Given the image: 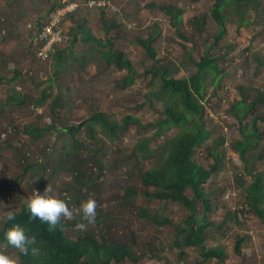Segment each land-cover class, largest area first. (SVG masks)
<instances>
[{
	"label": "trees",
	"instance_id": "1",
	"mask_svg": "<svg viewBox=\"0 0 264 264\" xmlns=\"http://www.w3.org/2000/svg\"><path fill=\"white\" fill-rule=\"evenodd\" d=\"M23 1L15 0L14 2H10L7 0L3 4L0 1V5L8 11L4 21L6 28L12 29L11 23L7 25L6 18L8 16H12V19L16 21L13 17H18L22 20L32 14H36L37 16L31 19L35 23L38 32H40L43 25L47 23L50 14L60 7L59 0H38V3L43 5V12L36 13L29 8V4L26 6V0ZM87 1L68 0V2L79 3L77 13L80 15L90 13L92 10L97 12L105 35L109 33L110 29H125L127 33L123 32V35H125L124 39H129L128 36L135 39L143 50V53L156 63V53L150 47V44L159 34L157 25H152L147 29L148 33L144 39L138 38L134 35V31L139 28H136L135 24H131V26L124 24V21L127 19H121L117 12H111L110 5L105 6V8L88 9L86 6ZM95 1L111 4L110 0ZM194 1L211 2L209 14L217 25V33L214 34V44L219 41L225 32L226 22L231 14L237 15L239 21L236 24V30H239L241 27L248 25V20L244 19L246 11L252 8L257 13L256 9L260 3L263 2L264 4V0ZM147 3L146 8L158 10L162 17H167L171 27L177 30V27L182 24L181 16L183 9L178 4H162L152 0ZM230 6L233 7V11L230 10ZM73 15L75 14L68 15L63 20V23L70 21L74 24L67 33L65 29L62 30L63 43L70 37L66 43L67 48L60 47L59 45L56 46L54 52L49 54L44 61L37 56L44 42L37 39L38 42L36 43L34 37L30 38L29 46H31L34 52L28 53L23 48L29 62L34 60V64H36V67H33L34 69H30L36 72H43L48 76L47 66L49 65L55 76L61 72V65L65 64L66 61L69 66L62 68L64 74L79 73L92 68L100 69L104 72L113 67L116 72L124 71L126 73L123 78L119 79L120 84L118 81L114 82L115 86L119 84L121 87L134 85L137 78L150 77L147 85H151L152 90L149 94L162 103V114L154 122L143 124L139 119H135L131 115L116 120L109 113H105L102 110H92L88 115L89 117H85L82 123H72L69 125L62 123L56 126V120H53V124L41 125L42 114L36 115L32 112L34 118L23 126L22 131L30 139L28 140L29 143L36 142V146L38 143L40 148H44V152L45 150L48 151L49 147H51L54 150L53 154H55V158L50 160L51 164L49 167L40 163L42 162L41 160H47L48 157L39 156L33 161H28L26 155L16 158L18 164L21 163L22 169L21 172L15 175L14 183L18 184V186L21 185L23 177L26 173H29L31 178L35 179V185L38 187V190L43 191L45 183L42 174L46 170L49 173L53 170L57 176L62 172H67L70 174L71 183L65 182L60 185L61 187H58L54 185L55 181H51L50 185L52 189L54 188L57 191H53L51 195L54 194L53 196H57L65 202L67 199H70L72 204L77 205L83 201V198H90L91 191L94 190L93 185L95 183L99 184L100 180L107 174L103 172L110 170L108 160L102 155L103 146L105 144L121 143L122 137L120 132L126 128L127 124L137 125V133L140 137L132 144L131 157L133 162L130 163L131 167L140 166V163L143 161H151V164L147 169L141 170L139 174L140 186L138 188L129 184L121 187L123 193L120 201L115 204V207L131 215L137 222L138 220L141 222H152L159 227L171 226L173 232L169 247L171 252L175 251L179 264H186L187 253L185 250L193 247L200 248L199 256L201 257V261L195 264H208L211 261H216L217 264H225L226 249L219 244L210 247L206 245L207 242H211L210 239L215 241V238L210 237L211 235L207 231L209 227L215 228V226L209 222L213 204L212 201L210 202V197L205 191V185L210 180V177L220 172L225 138L217 137L211 147L206 145V148H203V146L212 132L206 128L204 104L206 102L207 87H219V82L222 78L226 77V73L221 71L220 65H226L227 61L222 59V64H219V59L210 57L207 53L208 48L205 47L204 54L199 62H195L187 57L189 65L194 68L188 77L181 75L175 77L180 68H186L180 62L178 64L180 68L176 66H171L170 69L166 67L156 68L152 65V69H146L142 74H138L127 56L122 51L113 49V43L108 40L105 45H102L89 33L86 28L89 22L88 18L84 16V18H81L80 23L76 24L73 21ZM31 19L29 18L28 20ZM189 20L193 25V30L201 33L203 20L195 15ZM4 30L0 29V50H2L0 52V69L6 73H8L9 67L13 70L10 72V77L0 75V85L4 86L7 83H14L16 81H34L28 74H26V77L29 80L24 79L23 68L17 65L14 68L11 66V52L6 56L7 58L4 56L9 37V32ZM180 36L186 38L183 34H180ZM77 42L89 46L85 53L75 56L72 50ZM99 48H103L106 51L97 50ZM253 60L256 62L257 68L264 66V60L257 58ZM223 69L224 66L222 65ZM29 72L32 71L29 70ZM156 79L158 80V86L154 87L153 82ZM51 82L52 77H49L44 83L50 87ZM237 89L240 98L231 104L228 113L232 114L239 122L241 137L232 141L233 154L231 153L230 158L232 163L231 168H238L240 171V173H234L235 175L232 174L233 182L239 188H242L245 196L243 209L238 211L229 210L222 223L234 222L240 228H247L243 217L248 212L254 214L264 227V174L254 170V160L260 155V151H258V154L256 152L254 154V151L257 150L261 142L264 143V115L261 113L256 114L258 112V104H261L262 108H264V91L251 85L250 87L239 85ZM250 91L254 93L252 98H250ZM65 96L60 90L52 94L47 87L43 89L42 94L37 99H31L26 93L14 91L6 101L0 102V113L4 111V105L10 101L19 109L29 105L35 108L44 107V113H47L48 110V114L52 116V119L58 118L62 114ZM146 98L148 106L151 107L153 105L152 100L148 96ZM14 123L15 120L12 118L11 125L14 126ZM82 127H84L82 138L86 140L85 142L80 140L79 136ZM148 127H154L153 133L149 137H143L144 129ZM170 129H177V133L171 137L165 136L166 132ZM49 134L53 135L52 139H48ZM63 135H66L68 139L64 140ZM161 137H164V140L159 145L150 146L151 141ZM17 143L14 142V145L6 144L3 147L0 146V150L9 148L11 145L13 148L18 149L19 145ZM198 147H202L209 152L214 160L212 165L204 166L194 161ZM76 154H79L77 159ZM86 156L89 158L86 159ZM77 162L78 165L80 162L83 165L79 167L77 166ZM90 162H92L91 165L89 164ZM60 167H63L64 171H61ZM85 167H90L89 174L85 173ZM36 168L40 171H35ZM239 168H242V170ZM232 169H230V172ZM129 172V166H126V179H131ZM242 173L251 178V182L246 186ZM21 187L26 188L22 185ZM210 187L214 190L220 189L216 181H212ZM188 189L191 190L193 198L187 196L186 191ZM139 192L143 194L145 200L143 204L137 205L135 198ZM197 201H200L201 212H197ZM168 203L181 205L188 211L189 214L184 219L183 225L175 224L164 216ZM72 204H68V206L70 207ZM7 211L9 210L5 209L4 213ZM13 212L15 214V220L13 221L5 222L4 213L1 216L0 246L13 249L7 244L5 233L13 225L18 224L24 228L28 235L36 238V246L41 249V255L38 257H32L31 255L20 256V264H124L123 262L126 259L131 263H136L138 258L141 257L133 249L135 245H138L135 234L131 232L128 237L123 236L127 240H119L114 237L113 232H109V229L111 231V226H104L102 224L109 220L111 216L105 213L100 206L97 209L95 228H106V235L98 234L93 229L91 232L78 231L79 234L75 239L67 237L65 231L67 228L76 230V223L82 222L78 217L73 221L62 220L55 229L50 230L47 223H42L39 219H30L24 203L19 207V210ZM246 238L247 235L245 234L242 236L238 235L236 238L235 252L239 256L243 255L242 244ZM149 246L151 245L147 244V247ZM161 249L163 250L164 247H161ZM13 250L14 256L18 255L16 250ZM146 250L152 253L151 257H157L155 248Z\"/></svg>",
	"mask_w": 264,
	"mask_h": 264
},
{
	"label": "rangeland",
	"instance_id": "2",
	"mask_svg": "<svg viewBox=\"0 0 264 264\" xmlns=\"http://www.w3.org/2000/svg\"><path fill=\"white\" fill-rule=\"evenodd\" d=\"M4 1L6 0H2L1 4ZM9 1L13 2L15 0ZM28 1L30 9L36 13L43 12V5H40L38 0ZM148 1L150 0H110V11L117 12L121 19H127L124 21V24L129 26L135 24L136 28L139 29H135L134 35L141 39L146 37L148 33L147 29L150 26L157 25L159 34L150 44V47L156 53V63L143 53V50L139 47L135 39L130 36H128L129 39H124L125 35H123V32L125 29H110L109 33L105 35L98 13L94 12V10L90 13H83V15L75 13L73 15V21L77 24L80 23L81 18H84V16L88 18L89 22L86 28L89 33L102 45H105L108 40L113 43V49L122 51L128 60L131 61L138 74H142L146 69H152V65L156 68L166 67L170 69L171 66L180 68L178 65L180 62L187 69L180 68L175 77L180 75L188 77L194 70L193 66L189 65L188 58L199 62L204 54L205 47L208 48L207 53L210 57L219 59V64H222V59L227 61L226 65L222 64L224 66L223 70L222 65H220V69L226 73V77L222 78L219 82V87H207L206 102L204 104L206 128L212 132L203 148H206V145L211 147L217 137L225 138L220 172L217 175L214 174L211 176L205 185V191L208 193L210 202L212 201L213 204L209 222L215 226V228L209 227L207 230L209 235H211L210 237L215 238V241L210 239L211 242H207L206 245L207 247L218 244L222 245L226 249L225 264H264V227L254 214L247 212L244 215L243 220L247 228H240L234 222L222 223L229 210H242L244 204L245 193L242 191V188H239L233 182L232 175L234 173H240V171L238 168H231L232 163L230 158L231 153L233 154L232 141L239 139L241 133L239 131V122L232 114L228 113V110L231 104L240 98L237 89L239 85L248 87L251 85L261 88L264 91V66L257 68L256 62L253 60L254 58L264 60V4L263 2L260 3L256 9L257 13L252 8L246 11L244 19L248 20V25L241 27L239 30H236V24L239 19L236 14H231L226 22L225 32L219 41L214 44V34L217 33V25L209 14L211 2H196L194 0H152L162 4L175 3L183 9L181 16L182 24L176 30L171 27L167 17H162L158 10H149L146 8ZM230 10L233 11L232 6H230ZM5 11L7 9L0 5V19L3 15L2 13ZM194 15L203 20L201 33L193 30V25L190 23L189 19ZM9 17L12 18V16ZM14 19L17 21L16 24L22 26L25 31L29 20L26 18L20 20L18 17H14ZM73 26L74 24L70 21H65V32L67 33ZM180 34H183L186 38H182ZM68 38L64 43V38H61L59 46L67 48L66 43ZM88 46L77 42L72 50L73 55L78 56L85 53ZM97 50L103 51L105 49L99 48ZM34 63V60H31V62L27 60V63H22L23 65L25 64L22 71H32L29 72V77L34 81H16L14 83H7L4 86L0 85V102L6 101L14 91L26 93L31 99H37L45 87L52 94L60 90L61 93L66 95L61 116L52 119V116L48 114V110L47 113H44V107H41L43 115H46L43 116L41 125L53 124V120H56V126L62 123L66 125L72 123L79 124L83 122L85 117H89L88 115L92 110H102L105 113H109L116 120L131 115L133 118L139 119L143 124L154 122L162 114V103L149 94L152 90V86L147 85L150 77L137 78L135 79L134 85L121 87L119 85V79L123 78L126 73L124 71L116 72L113 67L104 72L100 69L92 68L79 73L64 74L62 68L69 66L66 61L65 64L67 63V65L62 64V68L60 67L61 70L59 68L61 72L55 76L53 75L52 68L48 65V76H46L43 72L33 70L36 67ZM19 64L17 63L16 65L19 66ZM0 75L10 77L11 73H6L0 69ZM23 76L24 79H28L26 75ZM49 77H52L50 87L44 83ZM117 81L119 84L115 86L114 82ZM153 86H158L157 79L153 82ZM146 96L152 100L153 105L151 107L148 106ZM253 96L254 93L250 91V98ZM257 111L256 114L261 113L264 115V108H262L261 104L257 105ZM32 112H36V109L31 105L19 109L13 103L7 102L4 105V111L0 113V135L2 133L5 134L4 139H0V146L3 147L6 144L14 145V142H18L17 145H19L18 149L13 148L11 145L9 148L0 150V219L5 209L9 211L19 210V207L23 204L22 198L30 196L34 189H38L35 185V179L31 178L29 173H26L22 179L23 182L21 181V185L26 188H22L21 185L18 186V184L14 183L15 175L21 172L22 169L21 163L18 164L16 158L26 155L28 161H33L39 156L44 158L48 157L47 160H41L42 162H40L47 167L51 164L50 160L55 158V154H53L54 150L51 147H49L48 151L45 150L44 152V148H40L38 143L36 146V142L29 143L28 140L30 139L27 135H24L22 131L23 126L34 118ZM12 118L15 120L14 126L11 125ZM137 130V125L127 124L126 128L120 132L122 137L121 143L105 144L103 146L102 155L108 160L110 170L104 171L103 173L106 172L107 174L100 180L99 184L95 183L93 185L94 190H92L93 193L91 191L90 197L95 198L97 204L104 212L111 216L109 220L102 224L104 226H111V231L109 229V232H113L114 237L119 240H127L123 236L128 237L131 232L135 234L138 245H135L133 249L141 257L138 258L136 263H131L126 259L123 262L124 264H179L175 251L171 252L169 247L173 232L171 226L159 227L152 222H141L140 220L137 222L131 215L115 207V204L120 201L123 193L121 187L129 184L138 188L140 186L139 174L141 170L147 169L151 164V161H143L140 163V166H136L135 168L131 167L132 165L130 163L133 162L131 157L132 144L140 137ZM153 130L154 127L144 129L142 136L149 137L152 135ZM83 132L84 127H82L79 136L80 140L85 142L86 140L82 138ZM175 133H177V129H170L166 132L165 136L171 137ZM52 137L53 135L49 134L48 139H52ZM62 137L64 140L68 139L66 135ZM162 140H164V137L154 139L150 142V146H157ZM203 148L198 147L196 149L194 161L204 166L212 165L214 162L213 158ZM258 151H260V155L254 160V170L264 174L263 142L259 144L254 154L255 152L258 154ZM78 155L76 154V159ZM88 158L86 156V159ZM236 163L239 164L238 161ZM89 164L91 165L92 162ZM82 165L81 162L79 165L77 162V166L80 167ZM126 166H129L131 179H126ZM230 169H232L231 172ZM239 169L242 170V168ZM60 170L64 171V168L60 167ZM84 171L86 174H89L90 167H85ZM242 175L246 186L251 182V178L245 173H242ZM42 178L45 187L47 184L50 185L51 181H55L54 185L58 187H61L60 185L65 182L71 183L70 174L67 172H62L57 176L53 170L50 173L46 170L42 174ZM212 181L218 182L220 189L214 190L210 187ZM53 191L57 192L54 188ZM186 194L188 197L193 198L191 190L188 189ZM86 200V198H83V201L77 205L72 204L70 199H67L66 202L69 205L72 204V208L78 209L82 202ZM144 200L143 194L139 192L135 198V203L140 205L144 203ZM196 206L197 212H201L200 201H197ZM188 214V211L183 206L168 203L164 216L175 224L183 225V221ZM77 217L82 223L87 224L80 216ZM93 229L98 234L106 235V228H95V223L88 225L86 231L91 232ZM65 234L67 237L75 239L79 232L73 228H67ZM244 234L247 235V238L242 244L243 255L239 256L235 252L236 238L238 235L242 236ZM147 244L151 246L147 247ZM161 247H164V249L162 250ZM150 248L156 249L157 257H151L152 253L146 250H150ZM185 251L187 253L186 264H195L201 261L199 247L187 248ZM0 252L14 256L13 249H8L3 246H0ZM208 264L217 263L216 261H211Z\"/></svg>",
	"mask_w": 264,
	"mask_h": 264
},
{
	"label": "clouds",
	"instance_id": "3",
	"mask_svg": "<svg viewBox=\"0 0 264 264\" xmlns=\"http://www.w3.org/2000/svg\"><path fill=\"white\" fill-rule=\"evenodd\" d=\"M60 1L61 0H59V3ZM77 11L75 13H77ZM64 24L65 22L63 23L62 21L60 25L61 37L62 30H64ZM44 26L45 25H43V27ZM29 29L33 31V36L36 34V36H34V38L36 39L37 35L41 32L42 28L40 29V32H38L35 23H32ZM12 70L13 69H10L8 72H12ZM26 74H28L29 76V73L24 70L23 75ZM35 109L36 112L34 113L36 115L42 114V116H46L43 115V110L41 111L42 108ZM4 137L5 134L2 133L0 135V139L3 140ZM52 192V186L47 184L46 187L43 189V192L38 189H34L30 196L22 198L23 203L29 213L30 219H39L42 223H47L50 227V230L55 229L56 226L59 225L62 220L73 221L76 219L77 216H80L83 221L87 222V224L82 222L76 223L75 228L78 231H86L88 225H93L95 223V218L99 205L97 204V201L94 198H88L86 201L82 202L80 207L77 209L72 208V206L69 207L64 200L58 198L57 196L51 195ZM4 217L5 222L15 220V214L13 211L5 212ZM5 239L7 241V244L11 246V248L15 249L18 255L12 256L0 252V264H20V256L31 255L32 257H38L41 255V249L36 246V238L34 236L28 235L25 232L24 228L18 224L13 225L6 231Z\"/></svg>",
	"mask_w": 264,
	"mask_h": 264
},
{
	"label": "built area",
	"instance_id": "4",
	"mask_svg": "<svg viewBox=\"0 0 264 264\" xmlns=\"http://www.w3.org/2000/svg\"><path fill=\"white\" fill-rule=\"evenodd\" d=\"M110 3L103 1L88 0L86 6L88 9H98L105 8L109 6ZM79 8V3L68 2V0H61L60 7H58L49 16V19L44 27H42L41 32L36 37V43L39 41L44 42L43 46L37 53V56L44 61L49 54L54 52V48L61 42V31L60 25L63 19L67 15L74 14ZM38 39V40H37ZM237 162V161H236Z\"/></svg>",
	"mask_w": 264,
	"mask_h": 264
},
{
	"label": "crops",
	"instance_id": "5",
	"mask_svg": "<svg viewBox=\"0 0 264 264\" xmlns=\"http://www.w3.org/2000/svg\"><path fill=\"white\" fill-rule=\"evenodd\" d=\"M2 1V0H0ZM7 1V0H6ZM9 1V0H8ZM25 1V0H24ZM23 1V2H24ZM14 2V1H13ZM29 1L26 0V6L29 4ZM7 11H5L4 13H2L3 15L1 16L0 19V29H5L7 30V32H9V37H8V46L6 47V54L5 56H8L11 52V66H14L17 63L19 64V67L23 68L24 65L22 63H27L28 57L27 54H25V52L23 51V48H25V50L29 53L34 52L33 49L31 48V46H29L30 44V38H33V34H32V30L29 29V27L31 26L33 22V20L31 18L37 16L36 14H32L31 16H28L26 19L28 20L29 18L32 20L28 21V25L25 27V31L23 30L22 26H18L16 24V21L13 20L11 17H7V25H12V29H8L5 27L4 25V21H5V15H7ZM14 18V17H13ZM4 30V31H5ZM2 50H0L1 52ZM21 60V62H20ZM11 68L9 67V69L7 71H9ZM38 170V172L40 171L39 169H35V171Z\"/></svg>",
	"mask_w": 264,
	"mask_h": 264
}]
</instances>
